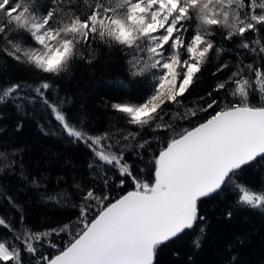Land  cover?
I'll use <instances>...</instances> for the list:
<instances>
[{"label": "snow or ice", "instance_id": "obj_1", "mask_svg": "<svg viewBox=\"0 0 264 264\" xmlns=\"http://www.w3.org/2000/svg\"><path fill=\"white\" fill-rule=\"evenodd\" d=\"M105 55V63L123 61L128 80L114 83L129 98L102 97L98 104L116 119L94 131L83 103L69 113L75 98L62 95L60 84L80 65L94 76ZM0 58V71L11 60L31 76L0 84V107L11 104L22 119L35 117L43 135L90 153L89 187L74 174L59 175V191L49 193V174L29 175L22 156L16 159L21 150L11 149L0 173L10 169L25 194L31 188L45 205L70 204L78 215L42 230L19 229L0 216L8 232L0 235V264H155L161 247L190 233L193 249L203 246L205 200L233 193L237 199L224 214L229 220L234 211L264 213V182L251 188L239 179L245 168L264 170V0H0ZM209 63L211 75L222 78L199 97L202 104L189 107L183 98ZM137 84L142 95L133 90ZM146 129L155 135L140 139ZM5 130L0 125V134ZM64 166L77 167L69 158ZM129 181L132 190L114 199L112 192ZM0 200L23 224L16 197L5 190ZM61 235L69 238L54 242ZM225 247L231 253L233 245Z\"/></svg>", "mask_w": 264, "mask_h": 264}, {"label": "trees", "instance_id": "obj_2", "mask_svg": "<svg viewBox=\"0 0 264 264\" xmlns=\"http://www.w3.org/2000/svg\"><path fill=\"white\" fill-rule=\"evenodd\" d=\"M247 37L251 40L252 34L248 33ZM219 39V37L217 38ZM225 47L232 48V44H225ZM106 55L101 56L100 61L94 66L95 75H89V70L80 65L74 70V74L69 79L65 77L61 82V94L68 93L75 98V103L69 113L71 114L79 107L81 103L86 106V110L92 113L91 119L95 122L94 131L103 130L107 121L111 118L116 119L115 115L106 112L103 105L98 104V101L104 97L109 100L128 99V89L116 85L114 82L123 79L128 80L123 61L116 63H105ZM227 55L224 56L221 63L228 60ZM250 59V57H245ZM119 60L118 56H113V61ZM235 60V57H232ZM4 61L0 58V65ZM214 70L212 63L203 70L198 82L183 98L185 104L189 107H195L199 101V97L210 91L213 85L222 76L213 77L211 72ZM30 80L31 76L13 61L8 60V70L0 71V84L6 81L15 82L17 80ZM113 82L109 84L108 82ZM137 95H142V86L137 84L133 88ZM184 111L183 108L180 109ZM212 110H210L211 112ZM0 125H6V130L0 134V151L8 153L7 159L0 156V167L7 160H11V149H20V153L16 157L19 161L22 156L24 170L31 176H39L41 173H48L49 180L48 192L59 191L55 185V180L59 175L71 177L74 174L77 180H82L85 188L89 187L87 179L88 172L86 170V161L90 153L84 146L73 147L65 144L63 141L45 136L39 130L36 118H21L17 115L11 104L0 107ZM206 118V114H201L200 120ZM22 119V128L17 131L16 125ZM43 119V117H41ZM197 121L193 120L191 126ZM186 126V125H182ZM179 130V129H178ZM155 134L151 130L146 129L140 139H147ZM131 147V142L129 144ZM158 144H153L152 148H157ZM148 152L145 151L147 157ZM66 158L71 159L77 167L75 169L64 166ZM132 159L131 154L127 157ZM138 165L139 161H133ZM10 169H3L0 173V191L7 192L8 195L16 197L17 203L23 206L25 221L23 224L19 221V213L11 207L6 200H0V216L6 218L14 227L23 229L25 224L33 230L58 228L68 221H75L78 211L71 207H56L54 205H45L40 201L39 193L31 188L27 189L25 194L22 182L18 176L11 175ZM17 173L20 169L17 167ZM147 179H151V173L147 175ZM240 182L251 188H259L264 182V170L257 171L254 167L245 168L239 173ZM70 182V181H69ZM61 188L66 185L61 184ZM129 181L125 187L116 188L112 192V197L115 199L124 191L132 188ZM237 197L225 191L220 196L213 197L210 200H205L201 203L202 214H206L209 221L208 236L204 241L203 246L199 250H194L191 245L192 234L190 233L183 240L172 242L164 245L158 251L155 264H227V258L236 257V264H264V213L257 211H234L231 220L225 218V213ZM0 235H8V232L3 227H0ZM241 237L244 240L242 245L236 243V238ZM69 237L61 235L54 237L56 243L66 241ZM233 245L231 253L226 251V244ZM178 252L179 255H173ZM192 260L189 261L188 257Z\"/></svg>", "mask_w": 264, "mask_h": 264}, {"label": "water", "instance_id": "obj_3", "mask_svg": "<svg viewBox=\"0 0 264 264\" xmlns=\"http://www.w3.org/2000/svg\"><path fill=\"white\" fill-rule=\"evenodd\" d=\"M193 126H195V125H193ZM130 190H132V188H129L128 190H126V191H124L123 193H121L120 195H123L124 193H126L127 191H130ZM119 196H117V198H118Z\"/></svg>", "mask_w": 264, "mask_h": 264}]
</instances>
